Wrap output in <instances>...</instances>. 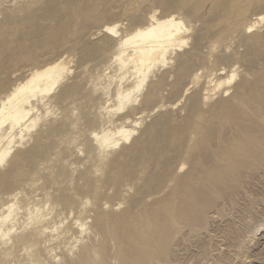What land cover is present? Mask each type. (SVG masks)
Returning <instances> with one entry per match:
<instances>
[{"label":"rangeland","instance_id":"374dc122","mask_svg":"<svg viewBox=\"0 0 264 264\" xmlns=\"http://www.w3.org/2000/svg\"><path fill=\"white\" fill-rule=\"evenodd\" d=\"M175 2L36 0L16 11V3L0 4V95L30 71L66 66L49 92L30 99L36 108L22 125L0 126V151L14 135L0 163V264H264V20L247 29L264 16V2L253 0L222 40L215 0L195 9ZM153 13L180 20L187 42L123 106L116 96L136 75L119 65L113 44ZM105 24L117 36L101 32ZM183 52L177 74L172 64ZM252 87L262 92L255 113L239 106ZM121 127L132 131L127 140L116 135ZM105 132L117 145L96 140ZM119 153L124 175L134 177L123 195L105 177ZM15 155L23 171L38 170L32 179L11 177Z\"/></svg>","mask_w":264,"mask_h":264},{"label":"bare ground","instance_id":"6f19581e","mask_svg":"<svg viewBox=\"0 0 264 264\" xmlns=\"http://www.w3.org/2000/svg\"><path fill=\"white\" fill-rule=\"evenodd\" d=\"M200 1L201 0H176V2L174 3V7L175 6H179V5H183L184 3H187V4H190L193 9H195V8H197L199 6ZM215 1H216L215 5L217 7H221L222 8V9H220V10H222V14L219 15L220 17L219 16L217 17L218 19L216 21V25L217 26L219 25L218 27H220V29H218L219 31H217V33L215 32L216 33L215 35H216V37H218L219 39L222 40L223 37L225 36L223 34L225 32H227V30H228V32L229 31L232 32V31H234V30H236V29H238V28L241 27L242 21H243V18H241V17H242V15H244L246 13V11H248L249 5L251 4V2L253 0H225V1L224 0L223 1L222 0H215ZM258 1L264 2V0H258ZM8 2L11 5H13V4L16 3V5H13V6H15V11H16V10H19L20 7H22L23 9H25L24 7H26V8H28L30 6L32 7V5L35 4L36 0H0V4L8 3ZM8 14L10 15L11 13L9 12ZM15 20H17V19L15 18ZM263 20H264V16L257 14L256 20L253 21V22H251L249 25H247V29H251L255 25L260 24V22L263 21ZM191 24H193V23H191ZM212 25H213V23H212ZM116 27L117 26L115 24H111V25H106L105 24V26H103V28H101L102 29L101 32L102 31H105L104 33H106L109 36H113L114 37V34H116V36L118 34V33H116V30H117ZM183 28L184 27H183L182 22L180 20H176L175 17H174V15L169 14L168 16H165V17H161L160 18V17H157L153 13V14H151L149 16V18L147 20V23L145 25L135 28L131 32L127 33L126 35L124 34V36L120 37L117 41L114 42L113 45L116 47V51L115 50L114 51H115L116 59L118 60L119 65L121 67H124L125 65H128V64L131 65L132 71L136 75V82L132 86V88L130 90H127L123 94L122 93H118L117 94L116 98L118 99V102H121L122 101L123 103H125L126 101L128 102V101L132 100L131 99V95H132L133 91L134 90L137 91V90H139V88L143 87V86H141V84H143L142 82L145 81V79H146V77H147L150 69H152L155 65H157L159 63L161 65L168 63V61H167L168 55L169 54L171 55V53L172 54L174 53L173 50L175 49V47L178 48L180 46H183V44L187 42L186 41L187 40V35L185 34L186 28L185 29H183ZM255 38L253 37V39L255 41H257ZM128 48H131V50H129L130 51L129 53H127V49ZM185 54H186L185 52L180 53L176 60L173 59L175 61L172 64L173 65L172 67H173V70L175 69L177 71V74L181 70L184 69L183 66H184V63L186 61L185 57L187 56ZM193 59H195V58H193ZM171 62H173V61H171ZM120 66L118 68H121ZM65 70H66V66H65L64 62L61 61V60H59V61L52 62V63L46 65L45 67L41 68V69H36V70L30 71L29 73H27L24 76L20 77V79L17 82H15L12 85V87L9 88V90L6 92L5 95H3V94H2L3 96L0 95L1 96V98H0V126L3 123L7 122V128H9V130H12L16 126L22 125V123L24 122L25 117H27V115H29L30 113H32L34 111V109L36 108V102H30V99L34 98V96L36 97L37 94H40L42 92H49L50 89L53 88V85H55V83H58L59 79H61L63 77V74H64V71ZM198 75L199 74H197V72H194L192 74V76L194 78L198 77ZM233 76L234 75H231L230 77H233ZM153 78L149 81L148 88H147V92L145 93V98L144 99L149 98V97H151L154 94V90L158 87V85H160V81L162 79V74L158 75L155 79H153ZM262 79L263 78H261L260 81ZM261 83H262V85H264V79L261 81ZM256 88L257 87H255V88L252 87L250 89L251 91L249 90L250 92L247 91L248 94H245V95L243 94L244 95L243 97H241L240 95H238V96L241 97L240 99L242 101V102H240V105H239L240 107H242V108H252V109H249L248 111H253V112L255 111V107L253 108V106L256 105L255 103H257V102L259 103L262 100V95H261L262 92L259 91L260 89H256ZM235 92L237 93V91H235ZM229 97H232V96H229ZM133 98H135V97H133ZM136 100H137V97H136ZM261 102H260V105H261ZM121 103H120V105H121ZM123 103H122V105L124 106ZM248 104L250 105V107H249ZM119 109H120V107H119ZM223 111H224V109H223ZM223 111H222V109H220L216 113V115L223 114ZM134 112H135L134 108L133 107L130 108L129 111L123 115L124 119L129 118V116H131V114H133ZM224 114H223V116L226 115V114L225 115ZM37 115H38V113H37ZM214 115L215 114H213V116ZM198 116L202 120H205L206 119L205 114L204 115L203 114H199ZM255 117H256V115H255ZM259 117H261V116H259ZM36 118L33 117L32 120H31V123H32L31 125L33 127L35 126L34 124H35ZM228 118H230V117H228ZM257 118H258V116H257ZM212 119H214V118H212ZM201 128H202V124L200 122L199 123H195L194 122V123H192V125L190 127V130L192 132H194V133H199L201 131ZM3 132H4V129L0 131V135L3 134ZM106 132L103 133V134H101L100 136H97V134L95 133L96 140L100 144H102V143H104V144L105 143H112V145H115V144L117 145V142L119 141L120 138L121 139H124V140H127L129 138V136L131 135V132L132 131L131 130L123 129L122 127L121 128H118L116 130V133H117L116 135H120L119 139H116V138L115 139H111L112 136H113V133H112V135L110 134V137H109L108 136L109 133L107 134ZM9 136H10V138L7 141V145L5 147H3L2 150L0 151V163H2V161L6 158L5 156H7V154L9 153V147H10L9 144L13 140V136L14 135L13 136L12 135H9ZM193 141H194V139L191 140V142H192L191 143V146L194 144ZM238 143H241V142H236V144H238ZM119 154L118 155L116 154L117 156L112 160V164L111 165H109L110 163H108L106 161L108 163V164H106V169L108 167L107 165H109V168L107 170V173H105V177L107 179V181H106L107 184L108 183H110V185L113 184V186H115L116 189H117V194L118 195H121V194L123 195L124 193H121L122 190H123V188L121 190V187H124V186L129 185V184L132 185V183L134 182V181H132V178H134V177H127V175H124L122 166L119 165V163L117 162L118 159H119L118 157L122 158L121 156H123L121 153H119ZM13 158H14L15 161H14L13 169L11 171V177L12 178L17 179V177H20V176H23V177L28 176L29 177L28 179H32L38 173V170L36 168H33L32 170H28V171H23L22 169H20V167L18 165V163H19V161L21 159V156L15 155ZM104 163H105V161H104ZM120 164H121V162H120ZM103 166L101 165L102 168H103ZM102 168L100 169V171H102ZM106 169L104 168V170H106ZM142 172H143V167H139V169L137 170V172L134 173V174H136L135 175L136 177H139L142 174ZM9 176H8V178H9ZM18 179H21V178H18ZM103 182H104V180H103ZM97 188L98 187H94V189H93L94 194H96V192H98L97 191ZM5 217H7V216H5ZM3 221H4V219H3ZM23 236H26V235H23ZM26 240H28V239L26 238ZM26 240H24V241H26ZM4 246H6V245H4ZM5 252L8 253V254H11L12 253L9 250L8 251L6 250Z\"/></svg>","mask_w":264,"mask_h":264}]
</instances>
